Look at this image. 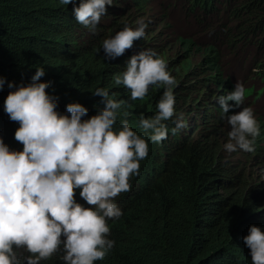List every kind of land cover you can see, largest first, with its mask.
<instances>
[{"label":"trees","instance_id":"obj_1","mask_svg":"<svg viewBox=\"0 0 264 264\" xmlns=\"http://www.w3.org/2000/svg\"><path fill=\"white\" fill-rule=\"evenodd\" d=\"M78 4L79 0L75 5H62L60 0H0V76L5 79L0 90V136L12 150L23 146L14 139L18 123L3 111L8 92L14 90L8 82L26 85L37 68L45 69L40 79L50 82L47 91L59 98V112L65 113L68 103L79 102L88 108L85 118L91 117L104 107L102 98L92 91L105 88L111 98L126 101L117 127L127 118L133 130L147 139L148 134L139 128V117L157 113L164 86H154L144 100L132 101L130 91L114 80L133 54L156 50L154 45L137 40L124 55L105 58L103 41L122 30L128 18L100 22L92 31L76 21L73 8ZM198 4L205 6L207 0ZM242 7L258 13L260 19L251 26L264 29V0H246ZM257 46L264 50V38L260 37ZM175 60L167 61L169 70L177 72L172 88L175 108L177 114H184L188 127L173 135L174 116L165 121L169 128L166 140L159 144L148 140V157L140 162L139 176L133 177L136 186L117 203L123 215L108 221L109 238L115 245L95 264H252L243 237L251 225L264 230V182L245 173V164L229 163L222 154L218 132L225 120L218 102L205 97L227 93V85L219 89L222 76L215 57L204 58L215 76L185 79L177 65H171ZM188 71L198 74L195 67ZM194 91H200V97L184 102ZM259 126L255 155L264 151V144L258 143L264 137V121ZM61 255L41 264H64Z\"/></svg>","mask_w":264,"mask_h":264},{"label":"clouds","instance_id":"obj_2","mask_svg":"<svg viewBox=\"0 0 264 264\" xmlns=\"http://www.w3.org/2000/svg\"><path fill=\"white\" fill-rule=\"evenodd\" d=\"M62 5L76 0H60ZM114 0H79L74 6L76 21L92 31L107 14ZM148 23L140 20L135 28L122 30L103 41L105 58L124 55L134 42L145 37ZM44 68H37L31 82L10 90L3 111L18 123L14 139L22 150H12L0 136V264H41L62 254L64 264H95L113 249L108 221L123 212L117 198L132 189V178L139 176L141 161L149 154V143L168 138L165 121L176 117L173 135L186 129L183 113H176L172 91L175 78L167 61L154 49L133 54L125 70L115 77L116 85L130 91V100H144L154 86H164L157 102V113L141 115L139 128L147 139L134 131L127 118L117 127L124 100L110 97L105 88H96L104 107L88 117V108L79 102L58 111V97L49 94L50 82L41 81ZM5 83L0 76V90ZM246 95L242 84L219 95L216 101L221 119L230 126L224 150L254 152L260 135L259 122L252 107L243 106ZM233 101V104H229ZM235 106L241 110L230 113ZM125 117L127 113L124 114ZM86 203L77 202L76 193ZM250 249L252 264H264V230L251 225L243 237ZM27 253V255H25Z\"/></svg>","mask_w":264,"mask_h":264},{"label":"rangeland","instance_id":"obj_3","mask_svg":"<svg viewBox=\"0 0 264 264\" xmlns=\"http://www.w3.org/2000/svg\"><path fill=\"white\" fill-rule=\"evenodd\" d=\"M141 1L137 5L138 1L135 0H114V5L107 7V14L100 22L109 24L112 19L120 16L121 19L128 18L125 25L135 28L138 21L144 20L148 27L145 37L140 40L154 45L155 51L166 61L178 59L171 62V65H177L175 68L183 79L215 76L213 66L204 60L207 55L215 57L222 76L219 89L227 85L228 93L234 89L235 84H242L246 95L243 106L252 107L258 122L264 121V50L257 46L260 37L264 38V29L251 26L260 18L258 13L242 7L246 0H207L205 6L198 4L203 0ZM210 4L213 5L212 8ZM182 63L183 67L180 69ZM194 67L198 69V74L188 71ZM169 68L171 67L168 70ZM169 72L172 76L177 74L172 70ZM200 95V91H194L184 102L194 101ZM219 95L223 93L220 92L215 97ZM205 97L207 101H216L215 97ZM230 104L234 105V102L231 101ZM240 110L233 106L229 114ZM187 121H191L189 116ZM228 131L230 126L225 120L218 135L221 136L222 154L228 158L227 162L245 164V173L264 182V151L259 155L243 150L227 153L223 146L227 143ZM258 143L264 144V137ZM131 183L132 187L136 186L134 178ZM121 196L117 198V203ZM76 199L87 207L79 196V190Z\"/></svg>","mask_w":264,"mask_h":264}]
</instances>
